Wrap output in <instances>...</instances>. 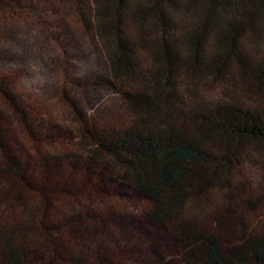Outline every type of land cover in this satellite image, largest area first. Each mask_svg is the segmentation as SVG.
Returning <instances> with one entry per match:
<instances>
[{"label":"trees","instance_id":"trees-1","mask_svg":"<svg viewBox=\"0 0 264 264\" xmlns=\"http://www.w3.org/2000/svg\"><path fill=\"white\" fill-rule=\"evenodd\" d=\"M21 22L94 38L127 111L76 110L63 130L0 57V264H264L237 178L264 158V0H0V37ZM201 80L232 81L251 105L197 104ZM232 210L244 239L226 247L214 226Z\"/></svg>","mask_w":264,"mask_h":264},{"label":"rangeland","instance_id":"rangeland-1","mask_svg":"<svg viewBox=\"0 0 264 264\" xmlns=\"http://www.w3.org/2000/svg\"><path fill=\"white\" fill-rule=\"evenodd\" d=\"M61 25L60 30L54 31L56 36H46L29 23L21 22L12 25L7 34L0 37V57L20 77V92L25 100L30 98L28 103L35 115L51 119L63 130H76L80 126L76 110L91 115L98 107L113 101L116 111L125 114L127 107L108 84L112 79L111 71L99 43L76 24L63 22ZM254 48L264 54V36ZM231 82L219 84L201 80L197 104L230 99L251 105L243 87ZM70 142L68 137L62 145L69 146ZM237 178L246 181L252 191L254 204L249 220L264 227V158L253 156L245 161ZM117 196L130 213H135L134 201H124L123 194ZM235 211L226 213L214 226L226 247L241 244L244 239L241 220ZM156 263L157 260L151 262Z\"/></svg>","mask_w":264,"mask_h":264}]
</instances>
